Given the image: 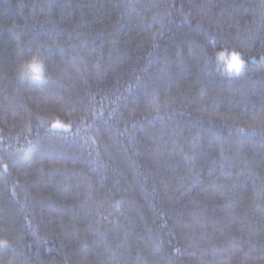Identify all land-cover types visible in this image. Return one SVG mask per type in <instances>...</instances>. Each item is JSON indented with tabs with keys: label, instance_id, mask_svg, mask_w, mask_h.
I'll use <instances>...</instances> for the list:
<instances>
[{
	"label": "trees",
	"instance_id": "trees-1",
	"mask_svg": "<svg viewBox=\"0 0 264 264\" xmlns=\"http://www.w3.org/2000/svg\"><path fill=\"white\" fill-rule=\"evenodd\" d=\"M262 56L264 0H0V264H264Z\"/></svg>",
	"mask_w": 264,
	"mask_h": 264
},
{
	"label": "clouds",
	"instance_id": "clouds-1",
	"mask_svg": "<svg viewBox=\"0 0 264 264\" xmlns=\"http://www.w3.org/2000/svg\"><path fill=\"white\" fill-rule=\"evenodd\" d=\"M19 79L23 83L42 84L46 76V64L39 50L22 59Z\"/></svg>",
	"mask_w": 264,
	"mask_h": 264
},
{
	"label": "snow or ice",
	"instance_id": "snow-or-ice-1",
	"mask_svg": "<svg viewBox=\"0 0 264 264\" xmlns=\"http://www.w3.org/2000/svg\"><path fill=\"white\" fill-rule=\"evenodd\" d=\"M223 59V56L220 57ZM261 61H264V56H262ZM246 64V60L240 55L233 54L231 60L228 62L227 68L230 73L239 74L242 72ZM53 129H64L67 130V126L59 122L52 124ZM4 171L7 172L8 165H4ZM7 247L6 241H0V248Z\"/></svg>",
	"mask_w": 264,
	"mask_h": 264
},
{
	"label": "rangeland",
	"instance_id": "rangeland-1",
	"mask_svg": "<svg viewBox=\"0 0 264 264\" xmlns=\"http://www.w3.org/2000/svg\"><path fill=\"white\" fill-rule=\"evenodd\" d=\"M232 55H233V53L232 54H225V55H223V59H220V61L222 62V63H224V65L226 66V68H227V65H228V62L231 60V58H232ZM228 69V68H227ZM44 82H45V80H44ZM43 82V83H44Z\"/></svg>",
	"mask_w": 264,
	"mask_h": 264
}]
</instances>
